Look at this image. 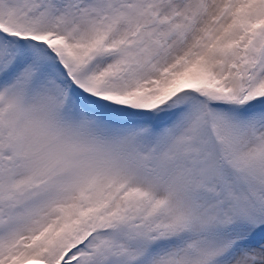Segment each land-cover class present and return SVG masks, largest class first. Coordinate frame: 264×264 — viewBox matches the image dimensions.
Masks as SVG:
<instances>
[{
	"label": "snow or ice",
	"instance_id": "obj_1",
	"mask_svg": "<svg viewBox=\"0 0 264 264\" xmlns=\"http://www.w3.org/2000/svg\"><path fill=\"white\" fill-rule=\"evenodd\" d=\"M0 264H264V0H0Z\"/></svg>",
	"mask_w": 264,
	"mask_h": 264
}]
</instances>
